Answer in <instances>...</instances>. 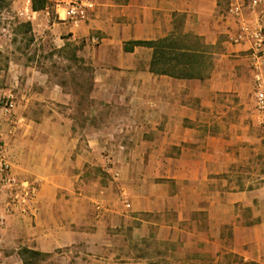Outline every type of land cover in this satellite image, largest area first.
Instances as JSON below:
<instances>
[{
  "label": "crops",
  "instance_id": "1",
  "mask_svg": "<svg viewBox=\"0 0 264 264\" xmlns=\"http://www.w3.org/2000/svg\"><path fill=\"white\" fill-rule=\"evenodd\" d=\"M32 1L18 10L37 34L58 48L76 45L91 66L92 105L79 122L72 93L35 68L29 88H6L17 99L11 113L0 110V138L13 172L37 191L21 214L7 210L9 191L0 188V231L13 232L5 243L45 253L81 244L99 264H264V183L252 185L244 168L262 139L253 131L262 115L245 99L254 68L242 27L258 20L251 0H91L78 23L58 3L51 13ZM187 34L201 39L179 45L197 58L194 76L156 71L153 46L126 49ZM122 228L165 247L103 261L102 244Z\"/></svg>",
  "mask_w": 264,
  "mask_h": 264
},
{
  "label": "rangeland",
  "instance_id": "2",
  "mask_svg": "<svg viewBox=\"0 0 264 264\" xmlns=\"http://www.w3.org/2000/svg\"><path fill=\"white\" fill-rule=\"evenodd\" d=\"M47 2L52 13L57 0H47ZM22 4H24L23 0H0L1 113L3 115L11 113L12 110L6 112L3 106L9 98L14 99L15 106L17 99L13 92L5 93L6 88L15 89L17 81H19L20 84L17 88L18 90L21 89L23 91L24 89L29 88L32 83L30 80L28 81L26 75L29 69L33 70L35 68L49 73V86L54 83H59L66 91L72 93L69 103L74 104L77 108V110H73V112L76 114L79 122H81V120L84 121L85 112L83 109L92 105V99L90 98L92 70L89 69L90 65L82 62H76L72 59L71 54L77 53L76 45L58 48L54 44L51 36L40 37L32 24L31 26L27 25V22H30V20H28L26 16L20 14L18 9ZM172 38V40L176 39L179 44L201 43V39L195 37L194 34H187L185 36L179 35L176 37L172 36ZM252 66L254 68L253 62ZM21 69H24V71L21 72ZM18 77L19 79L17 80ZM254 84L255 77L253 73V89L251 93L245 97V99L246 103L255 109V112H259L256 106ZM33 89L40 90L43 89V87L40 84H34ZM38 103L40 102L37 101L36 104ZM35 107L36 108L32 111V115L34 116L40 114L42 111L39 106L36 105ZM260 114L262 115V120L260 124L254 127L253 131L258 137H262V139H259L258 143L254 144L252 155L246 160V165L244 167L246 169L245 171L250 173V176H252V185L264 183V111H260ZM1 116L2 115H0V117ZM95 118L96 117H93L92 120H96ZM0 142L4 143L2 138H0ZM99 168L100 171H102L101 167ZM8 194L10 193L8 192ZM13 210L21 214L27 213L22 212L21 209ZM228 230L230 231V229ZM120 231H122L121 236H115L111 245L102 244L103 246L109 248L106 251L107 260L103 261L114 263L122 257L125 261H130L138 256L146 257L150 250L159 251L165 247V244H161L155 240L136 237L132 235L130 230H125V228H122L118 232L120 233ZM11 233L13 232H10V230L0 231V264H24L18 251L20 248L28 246L23 242V240H21V242L15 241L12 244H6L4 238ZM98 243L101 245L99 241ZM172 248H177V246L174 245ZM88 252V249L86 250L85 248H82L81 244H77L76 246L74 244V246L62 247L56 249L54 252L42 255L39 259V264H84L86 262L99 264V256H93L94 253H92V255L91 252L90 254ZM227 260L232 261V256H227ZM235 262L236 264H254L250 262L245 263L240 258H236Z\"/></svg>",
  "mask_w": 264,
  "mask_h": 264
},
{
  "label": "built area",
  "instance_id": "3",
  "mask_svg": "<svg viewBox=\"0 0 264 264\" xmlns=\"http://www.w3.org/2000/svg\"><path fill=\"white\" fill-rule=\"evenodd\" d=\"M261 1L251 0L252 8L258 12L256 25L244 24L242 28L249 34L252 43L250 56L255 68L256 106L259 111H264V9H257ZM57 3L65 8L67 17L74 23L85 21L88 18L90 8L93 7L91 0H57ZM240 10V5L233 8L237 15L240 14ZM20 14L23 15V12ZM91 41L98 43L100 38L92 36ZM13 107V98H9L3 106L6 112L11 111ZM2 187L7 188L10 193L6 201L7 210L21 209L22 212H28L37 188L30 181L19 178L13 172L5 145L0 142V188ZM126 205L129 206V203L126 202ZM98 208L101 209L100 206Z\"/></svg>",
  "mask_w": 264,
  "mask_h": 264
},
{
  "label": "trees",
  "instance_id": "4",
  "mask_svg": "<svg viewBox=\"0 0 264 264\" xmlns=\"http://www.w3.org/2000/svg\"><path fill=\"white\" fill-rule=\"evenodd\" d=\"M48 5L47 0H33V9L39 10L43 9ZM28 26H31L30 22H27ZM173 38H163L156 41L151 40H134L131 41L130 44L126 45V49H132L133 45H147L153 46L155 48L154 51V63L153 68L156 71L168 72L176 75H186V76H194L196 73V61L197 58L192 56V54H188L186 51L180 53L179 51V42ZM72 59L76 62L84 63L83 58H80L77 53H73ZM195 55V54H194ZM165 59V61H163ZM163 61V64L159 69L155 67V62ZM183 63V68L179 67V63ZM91 66H90V68ZM19 255L24 264H39V259L42 255H46L45 252L41 250L32 249L29 247H22L19 250ZM255 264V263H254Z\"/></svg>",
  "mask_w": 264,
  "mask_h": 264
}]
</instances>
